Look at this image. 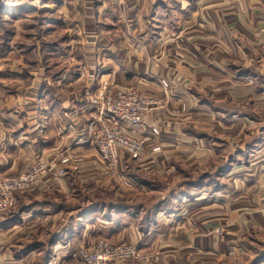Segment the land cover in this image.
<instances>
[{
    "label": "rangeland",
    "instance_id": "rangeland-1",
    "mask_svg": "<svg viewBox=\"0 0 264 264\" xmlns=\"http://www.w3.org/2000/svg\"><path fill=\"white\" fill-rule=\"evenodd\" d=\"M147 2L151 3L154 0H0V84L6 82L7 73H11L9 70H12L11 66L14 68L13 64L17 60L23 61V76L33 77L34 73L41 71L45 72L46 77L49 72L53 73L52 78L56 79L71 67L67 76L72 77V71L81 68L76 66L77 62L82 61L83 54H88L86 51L91 49L90 44L94 43L97 36H100L97 45H108L110 37L117 40L121 37L123 46L134 49L139 54L142 52L140 42L148 45L156 34L158 43L165 47L164 51L173 46L168 51L179 54L174 53V58L191 69L192 78L183 81L187 78L186 69L172 71L168 67L165 75H171V82L167 80L170 86L165 88L161 84L162 80H166L160 78L163 72L161 67L156 71L149 69L142 77L139 74L140 83L144 77L151 78L150 86L140 84L136 79L137 86L128 87L154 94L159 98L161 101L159 110L147 115L143 120L146 125L156 127L160 134L153 137L140 135L145 141L142 154L134 157L122 153L120 160L121 158L128 160V164L126 163L128 166L121 167V170L118 164L116 171L111 173L105 162L107 173L100 172V176H97L98 193L93 195L89 192L88 189L94 187L90 182L82 185L79 182L78 189L82 192L81 196L85 203L93 197L94 201L106 204L107 209L109 203L114 201L136 206L142 204L147 206L149 216L154 221L157 212L162 214L158 220L162 221L163 225L160 227L149 225L151 233L159 228L161 236L149 237L150 240L146 242L145 247H141L142 243L139 245L133 240L119 239L116 233L110 232L111 229H108L107 225L100 223L92 225L96 242L91 247L101 241L114 245L136 246L140 258H129L122 262L154 264L153 261H156V255L159 253L172 256L174 253L169 251V248L174 244L173 241H177L181 248L177 255L185 264L189 252L185 248L184 239L189 224L197 226L206 215L220 216L221 210L218 207L221 204L225 206L223 209L225 214L221 215L228 216L227 221H231L235 216L231 212L235 211L232 208L236 201L243 195L251 194L253 190L259 191V187L264 186V183L258 184L264 182V179L261 180L264 177L263 155H255L248 151L249 148L247 149L264 145V71L263 68L258 70L254 63L252 66L248 58L241 60L236 57L238 49L235 43H240L229 36V43L221 38L222 43L227 46L221 49V54L226 56L222 59L229 60L226 66L223 65L224 61L219 64L220 53L216 54L211 62L216 63L219 69L212 70L202 68L203 57L198 58L199 60L187 57L185 52H188L189 48L183 42L185 40L183 32L190 26L198 24V17L192 20L194 14L199 13L200 8L209 2L160 0L165 7L162 3L152 7L153 3ZM8 5L15 8L12 9V15L9 14ZM178 36L183 37L175 43ZM247 48L252 50L249 44ZM150 49L154 50L155 55L157 51L155 47ZM145 53L144 51L143 54ZM247 53L245 55L248 57ZM150 54L152 55V52H149ZM123 61L126 60L122 58L121 62ZM204 62L206 63L207 59ZM224 67L226 70L223 71ZM236 68L238 70H235ZM136 73L133 75L137 76ZM91 87L92 85L83 89L84 101L85 92ZM17 89L22 91L23 96L28 95L29 88L26 85L25 88L22 86ZM179 109L181 112L175 115L174 112ZM88 121L89 118L86 126H81L79 130L72 128V134H79L78 131L83 134L87 130ZM145 128L148 130L149 127ZM64 157L60 154L57 158L60 166L57 168L54 167L53 160L38 157L29 168L20 171L18 175L0 177L20 176L39 161L47 163L51 173L56 172L62 168L60 161ZM66 157L69 159L67 172L66 176L60 177L61 179L69 176L68 170L72 167V158L69 155ZM242 163L245 164L239 168ZM73 171L78 172L77 169ZM126 174L144 182L146 186L143 187L147 189L149 195L144 193L141 196L140 189H129L131 185L127 186L123 181ZM49 178L55 179L52 187L56 188L59 178ZM120 181L123 183H119ZM41 184L40 182L33 186L35 188L31 187L23 192L39 190ZM133 186L138 188L137 185ZM53 199L51 198V201ZM54 200L58 205L59 198L56 196ZM17 202L18 194L16 203L5 213L4 219L18 208ZM71 206L72 204H68L67 207ZM154 210L155 215L152 213ZM146 213L147 211L141 215L140 227L147 216ZM171 213L174 217H171ZM117 215L126 217L129 213ZM96 218L102 220L100 216ZM172 229L178 231L172 232ZM260 233L256 231V234L250 233L249 236L261 242L263 245L260 247L264 248V234ZM119 234H122V238H128V234L123 230L119 231ZM155 237H158L157 240ZM155 245L158 248L154 247ZM202 258L201 254L197 255L196 262L203 261ZM215 260L218 261V257H213L211 264H218L214 262Z\"/></svg>",
    "mask_w": 264,
    "mask_h": 264
},
{
    "label": "crops",
    "instance_id": "crops-1",
    "mask_svg": "<svg viewBox=\"0 0 264 264\" xmlns=\"http://www.w3.org/2000/svg\"><path fill=\"white\" fill-rule=\"evenodd\" d=\"M159 1L147 3H153L152 7L160 3L164 6L163 2ZM201 2L209 4L205 3L200 12L191 18L195 20L198 17V24L190 26L183 32V35L185 34L183 42L189 48V51L185 52L187 57L191 60L201 57L207 59L206 63L204 60L201 61L204 65L202 68L212 70L219 69L216 63L211 62L216 54L220 53L219 64L224 61L223 65L226 66L229 60L222 59L226 56L221 54V49L227 46L222 43L221 38L228 41L229 36L240 43H235L238 49L236 57L241 60L246 57L258 70L263 68L264 71V0H201ZM8 11L9 14H13V10ZM157 35L151 38L148 45L140 42L142 50L140 54L123 46L121 37L119 40L110 37L108 45H97L100 38L97 36L94 43L90 44L91 49L86 51L89 55H84L81 50L83 58H79L82 61L76 64L81 68L72 71V77L67 76L71 67L64 75L53 79V73L49 72L46 77L45 72L41 71L34 73L33 77L23 76L21 60L13 64L14 68L11 66L12 70H9L11 73H7L6 82L0 84V176L18 175L20 171L29 168L38 157L53 160L54 167H60L56 161L60 154L72 158L73 168L70 166L68 177L58 179L56 188L52 187L55 179L45 178L39 190L18 194V208L0 224V264H78L75 258L77 250L91 247L96 242L93 224H105L119 239L133 240L139 245L142 243L141 247L147 245L149 237L161 236L159 228L155 227L153 233L150 229L146 233L147 236H144L140 229L141 215L149 210L147 206L120 204L114 201L109 203L108 206L111 207L107 209L103 206L106 204L94 201L93 197L89 202H84L82 192L78 189L79 182L81 185L92 183L94 187L88 190L95 195L94 193L99 192L97 176H100V172L107 173V164L101 160L91 140L85 135L86 130L83 134H80L81 131H78L79 134H72V128L79 130L81 126H86L89 118L88 103L82 98L83 89L91 85L98 86L100 79L109 80L113 86L119 88L135 87L137 86L135 80L139 82L140 79L139 74L142 77L149 69L156 71L161 67L163 72L160 78L170 82L171 75H165L168 67L172 71L186 69L187 78L183 81L192 78L191 69L174 58L176 52L168 51L173 46L164 51L165 47L158 43ZM180 37L183 36H178L175 43L179 42ZM247 44L252 50L247 48ZM154 47L157 50L155 55L154 50L150 49ZM149 52H152V55H149ZM122 58L126 61L121 62ZM134 73L137 76H134ZM142 80L140 84L151 85L150 77H144ZM25 85L29 88L27 96H23L22 91L17 89L22 86L25 88ZM259 147L247 149L253 148L251 151L255 155L262 154L264 163V145ZM122 160L123 158L119 162V170L128 164V160ZM244 164H240L239 168ZM74 169L78 172H74ZM123 177L124 183L127 186L131 185L129 189H140L141 196L144 193L149 195L147 189L143 187L146 186L144 182L127 174ZM263 179L264 177L261 178ZM133 185H137L138 188H134ZM56 196L59 198L58 205L54 200ZM51 198L54 199L51 201ZM68 204L72 206L67 207ZM221 205L218 207L221 210L220 216L206 215L197 226L188 225L184 244L189 254L185 264H211L213 257H218L219 260L214 261L218 264H264V248H261L263 244L249 236L250 233L256 234V231L264 234V186L259 187V191L253 190L251 194L243 195L236 201L235 206L231 207L235 210L231 212L235 215L234 221L233 219L227 221L228 216L221 215L225 214L223 212L225 206ZM125 212L129 213V216L117 215ZM161 215L157 212L153 223L158 227L164 224L158 220ZM97 216L104 221L98 220ZM172 216L174 217L173 213ZM17 220L21 221L15 222ZM122 230L128 234V238H122V234H119ZM175 231L178 229H172V232ZM157 238L155 237V240ZM176 239L178 240V236ZM173 243L169 251L174 254L164 256L165 254L159 253L156 255V261H153L154 264H184L177 255L181 249L179 243L177 241ZM154 247L158 248L157 245ZM195 253L201 254L203 261L196 262ZM115 264L132 263L126 261Z\"/></svg>",
    "mask_w": 264,
    "mask_h": 264
},
{
    "label": "built area",
    "instance_id": "built-area-1",
    "mask_svg": "<svg viewBox=\"0 0 264 264\" xmlns=\"http://www.w3.org/2000/svg\"><path fill=\"white\" fill-rule=\"evenodd\" d=\"M161 84L165 88L170 86L167 80H162ZM85 96L89 114L85 135L91 140L98 156L108 164L111 173L116 171L122 153L134 157L142 154L145 141L140 135L153 137L160 134L156 127L146 125L143 120L161 106V101L154 94L119 88L105 80L87 89ZM180 112L179 109L174 114ZM60 163L62 168L52 173L47 163L39 161L20 176L0 177V224L5 213L16 203L17 194L38 185L46 177L66 176L69 159L65 156ZM136 248L101 241L94 247L79 248L75 258L78 264H114L129 258H140Z\"/></svg>",
    "mask_w": 264,
    "mask_h": 264
},
{
    "label": "trees",
    "instance_id": "trees-1",
    "mask_svg": "<svg viewBox=\"0 0 264 264\" xmlns=\"http://www.w3.org/2000/svg\"><path fill=\"white\" fill-rule=\"evenodd\" d=\"M252 149L253 148H249L248 150L251 151ZM104 207H105V205H104ZM108 207H111V206H108ZM152 213H154V215H155V210ZM146 214H147V216L144 217L143 223H141V227H140V229L143 233H147L149 231V225L151 224L150 226H152V224L154 223L153 218L151 219V217L149 216L150 213H148V211H147ZM154 215H153V217H154Z\"/></svg>",
    "mask_w": 264,
    "mask_h": 264
},
{
    "label": "bare ground",
    "instance_id": "bare-ground-1",
    "mask_svg": "<svg viewBox=\"0 0 264 264\" xmlns=\"http://www.w3.org/2000/svg\"><path fill=\"white\" fill-rule=\"evenodd\" d=\"M9 6V9L12 11V9H14V6L13 5H8Z\"/></svg>",
    "mask_w": 264,
    "mask_h": 264
}]
</instances>
